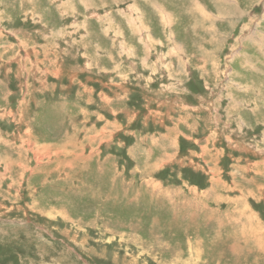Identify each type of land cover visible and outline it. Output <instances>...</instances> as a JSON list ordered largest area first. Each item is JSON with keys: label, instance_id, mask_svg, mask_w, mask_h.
<instances>
[{"label": "rangeland", "instance_id": "obj_1", "mask_svg": "<svg viewBox=\"0 0 264 264\" xmlns=\"http://www.w3.org/2000/svg\"><path fill=\"white\" fill-rule=\"evenodd\" d=\"M0 264H264V0H0Z\"/></svg>", "mask_w": 264, "mask_h": 264}]
</instances>
